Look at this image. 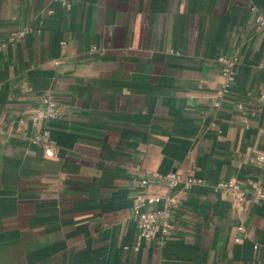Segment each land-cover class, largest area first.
<instances>
[{
  "label": "crops",
  "instance_id": "crops-1",
  "mask_svg": "<svg viewBox=\"0 0 264 264\" xmlns=\"http://www.w3.org/2000/svg\"><path fill=\"white\" fill-rule=\"evenodd\" d=\"M46 96L52 155L29 117ZM147 170L201 182L151 185L182 202L136 247ZM230 178L264 187V0H0V264H264V202Z\"/></svg>",
  "mask_w": 264,
  "mask_h": 264
},
{
  "label": "built area",
  "instance_id": "built-area-1",
  "mask_svg": "<svg viewBox=\"0 0 264 264\" xmlns=\"http://www.w3.org/2000/svg\"><path fill=\"white\" fill-rule=\"evenodd\" d=\"M258 21L262 23L260 18H258ZM24 33L25 30H21L17 36L21 37ZM219 60L222 64L221 75L223 78L220 95H226L235 80L236 59L233 56H222ZM220 103V99L214 101L215 106H219ZM250 114L255 116L256 111L252 110ZM63 115L64 109L62 106L50 96L43 97L41 104L30 111L31 124L38 128V132L32 138V142L43 148L44 153L47 155L54 154L55 141L51 138L50 132L44 126V123L60 120ZM262 158V156H258L257 159L262 160ZM200 182L201 180L195 176L183 177L174 171L163 174L147 170L140 176L138 189L133 196V220L137 228L136 247L141 245V243L150 242L157 233H159V244H164L173 233L172 213L180 207L182 202L179 195L154 193L150 190V186L161 184L169 190L177 188L189 190ZM215 189L227 192L235 203L245 200L247 194H250L256 201L264 202V187L259 182L252 181L243 184L236 178H230L219 181L215 184ZM159 204H162V206L159 207ZM240 230H242V227H240Z\"/></svg>",
  "mask_w": 264,
  "mask_h": 264
}]
</instances>
